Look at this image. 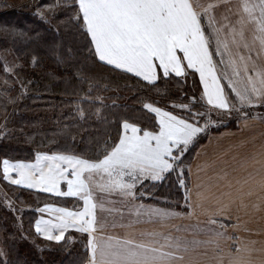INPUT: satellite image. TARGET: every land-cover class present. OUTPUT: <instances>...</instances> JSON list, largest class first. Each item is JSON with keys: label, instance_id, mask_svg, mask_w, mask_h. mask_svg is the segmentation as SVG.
<instances>
[{"label": "snow or ice", "instance_id": "obj_1", "mask_svg": "<svg viewBox=\"0 0 264 264\" xmlns=\"http://www.w3.org/2000/svg\"><path fill=\"white\" fill-rule=\"evenodd\" d=\"M60 13L64 18L58 20L54 29L63 39L51 46L52 53L70 79L88 82L89 92L95 81L85 75L86 65L80 57L84 61L98 58V62L113 66V70L132 73L150 88H156L158 81L173 74L183 78L192 70L199 73L203 92L200 97L193 95L186 104H173L174 108L187 110L189 118L144 103L143 107L159 118L158 130L142 129L124 120L118 142L104 141L94 159L67 153H37L35 163L4 159L3 179L12 185L77 197L83 202L82 209L75 211L45 205L40 212L54 210L59 215L37 220L35 231L47 241L65 245L74 242L65 236L69 229L87 234L86 260L81 264H177L184 260L179 253L200 245L214 244L222 252L220 239L234 241L227 264H246L240 253L251 249L242 248L239 237H229L223 224L221 231L214 232L216 239L206 241L160 231L141 233V238L136 239L106 234L104 229L165 222L184 215L135 203L144 196L138 188L145 180L160 182L175 172L179 185L185 188V206L190 208L191 190L186 186L184 172L187 169L190 173L191 166L183 159L185 153L212 126L224 123V117L235 114L245 125L250 119H264V114L256 111L264 109V0H53L38 7L35 15L51 24V18ZM0 31L28 40L41 39L39 33L29 36L16 29ZM81 37L85 41L82 47ZM32 63L35 65L38 60L33 57ZM17 67L5 61L3 71L15 77ZM222 81H226L230 92L225 91ZM90 99L88 94L79 96L76 111L82 119V102ZM95 99L102 103L101 97ZM198 105L204 110L193 111ZM214 114L216 120L212 119ZM6 133V123L0 124V138ZM62 183H66V191L61 189ZM97 193L121 197V203L128 205V213L135 219L128 224L115 219L109 224L99 219L98 210L118 214L121 220L124 214L114 207L106 208ZM4 203L9 211L22 212L7 195ZM15 219L14 232L0 225V232L8 233L6 240L12 242L6 244L0 238V264H23L11 259L14 242L28 238L23 234L20 216ZM176 231L181 229L176 227ZM36 247L39 249V245ZM217 264H225L224 256Z\"/></svg>", "mask_w": 264, "mask_h": 264}, {"label": "trees", "instance_id": "obj_2", "mask_svg": "<svg viewBox=\"0 0 264 264\" xmlns=\"http://www.w3.org/2000/svg\"><path fill=\"white\" fill-rule=\"evenodd\" d=\"M52 2L53 0H0V29H16L29 36L39 33L41 37L39 40H28L0 31V48L14 51L20 62L13 77L3 71V63L0 61V124L6 123L7 127L6 135L0 138V161H30L37 153H67L94 159L104 141L118 142L123 120L133 119L135 116H139L137 119H144L147 113L141 109L139 99L149 98L169 106L179 105L182 104L181 94L189 99L193 96L190 94L192 84L197 86L201 95L202 85L198 75L191 74L183 78L170 76L158 81L156 88H150L141 78L119 69L113 70V66L98 62V58L84 61L80 57L86 65L85 75L95 81L89 92L88 82L70 79L64 68L57 64L51 50L52 45L63 39L61 33L54 29L58 20L64 18L63 13L51 18V24L35 15L38 7ZM12 18L22 22L14 25L8 22ZM84 43V38L81 37L79 46L82 47ZM33 57L38 60L35 65L32 63ZM4 79L8 84L2 83ZM21 83L24 85L23 90ZM107 92L113 93L114 105L105 103L103 106L101 102L90 105L83 101L85 118H80L76 111L79 96L88 94L93 99L104 98ZM125 94L139 102H133L134 106L124 111V104L120 100ZM181 112L184 114V111ZM14 186L20 190L16 200L23 203L20 214L22 231L28 238L14 242L11 259L22 261L23 264H81V260L78 261L80 255L76 253L77 247L72 243L65 245L64 242L47 241L34 229L38 215L36 209L45 204L62 203V198ZM8 188L10 190V186ZM163 190L166 193L173 192L167 188ZM15 223L14 213L0 202V225L6 226L8 232H14L12 225ZM7 234L0 232L6 244H10L12 242L6 240ZM16 234L20 235L19 232ZM77 234L80 233L71 232L67 237H75ZM85 237L87 238L86 235Z\"/></svg>", "mask_w": 264, "mask_h": 264}, {"label": "rangeland", "instance_id": "obj_3", "mask_svg": "<svg viewBox=\"0 0 264 264\" xmlns=\"http://www.w3.org/2000/svg\"><path fill=\"white\" fill-rule=\"evenodd\" d=\"M8 22L16 25L17 22H22V21H19V19L12 18L9 19ZM0 61L3 63V65L5 61H7L9 66L17 65L18 67H20L19 59L15 54V52L12 50L0 48ZM18 67L16 68V70L18 69ZM191 74L195 76L198 75V73L196 74V72L189 70L186 76ZM172 76L175 75L173 74ZM4 81L5 79L2 80V83H4ZM222 83L225 84V91L230 92V90L227 88L226 81H222ZM201 85L203 92L202 82ZM191 87L192 88L190 94L200 97V93H198L197 86L195 84H192ZM112 95H113L112 92L111 93L107 92L104 98L101 97L102 98L101 104H103V106L105 105V103L114 105V101H113L114 96ZM180 96L183 104H185L184 101L189 102L190 99L187 98V96L182 94ZM120 101L122 102V104H124L123 109L125 111L126 109L129 110V108H132L134 106L133 102L134 104H137L138 100L131 99L125 94V97H123ZM139 101L138 102L139 105L141 104L140 106L141 109L147 113L145 114L144 119H137L139 116L137 117L135 116L133 119H126V120H128L130 123L138 124V126L141 127L142 129H146L149 131H157L159 127V118L156 116L155 113H152L149 110L145 109L143 107L144 103H152L154 104V106L159 107L164 111L171 112L172 114L180 116L181 118H189V113L187 112V110L180 109L178 107L174 108L173 105L169 106L166 103L153 101L149 98L139 99ZM95 103H100V101L96 100L95 98L94 99L91 98L90 100L86 101V104H90V105H95ZM203 110H204L203 107L199 105L193 109V111H203ZM181 111H184V114ZM256 111L261 114H264V109H257ZM185 112L187 113L185 114ZM212 119L213 120L217 119L215 114L213 115ZM253 121L264 124V119H260V118L250 119L248 123H252ZM201 123H203V121H201ZM241 125H245V124L242 121H238L235 117V114H233L232 117H224V123L219 124L218 126H212L208 131V133L206 135H202L201 137H199L198 142L194 143L190 147L189 151L185 153L183 159L186 164L191 166L190 173L188 172L187 169L184 172V179L186 181V186L191 190L190 208H187L185 206V200H184L185 188L179 185L177 174L175 172H172L167 176L165 180L160 182H152L149 180H145L143 185L138 188V192L143 191L144 196L141 199L135 201V203L137 204L142 203L144 205L146 204V206L151 205L152 207L155 208L173 210L176 212L185 213L184 215L174 217L165 222L154 221V222L134 223L131 227H126L125 234L122 233L121 227H117V228L108 227L107 228L108 232L106 234L118 235L121 237L130 236L136 239H140L141 233L160 231L164 233H171L174 236H182L187 238L188 240L196 239V240L206 241L210 239H216V237L214 236V232L221 231L220 225L223 224L225 226L223 230L227 232V235L229 237H239V244L242 246V248L251 249V251L242 250L240 253V257L246 262V264H264V179H262L261 182L258 180L252 181L255 184L253 186L254 192H250L249 184L251 181L246 180V185L243 187V190L247 193H253L252 195L254 197L253 204L252 205L250 204L249 201L250 197H249L247 203H239V205L236 206L238 210L236 212L230 213L227 210H222L221 206H219L218 209H216L214 203H213L214 207H212L211 203L207 202L208 198L213 197L212 193L208 197L207 191L212 188L210 187V185L207 184L210 183L215 184L217 180L216 177H213L208 180L205 179L204 176L210 175V173L203 174L206 168V164L203 163L202 159L198 164V160H199L197 156L198 152L201 147H203L205 144L208 143L211 137L215 136L216 134L218 135L219 133H222L223 131L226 130H232L236 128L238 129L241 127ZM249 133H250L249 134L250 138H257L259 139L258 142L261 141L262 147L258 146L257 149H253L254 154L255 153L258 154V152H261L259 154H263L264 133L261 132L263 138L258 136L259 132L257 131L255 132L251 131ZM255 144L251 148H256ZM245 147L249 148L247 144ZM244 154H248V152L246 151ZM207 155H209V152L207 153ZM210 155H214L213 152H211ZM35 158H33V160H35ZM3 160L0 161V202L2 206L8 210V208L4 203V196L7 195V197L15 203L16 207L21 209L23 207V203L16 200V196L20 193V190L17 189V187H15L14 185H12L9 181L3 179V174H2ZM199 173L201 174L199 177L203 178V181L197 179V175H199ZM8 186H10V190ZM165 188L169 189L170 191L173 190V192L166 193L163 190ZM12 189L14 190L11 191ZM241 189L242 187L239 186V190ZM213 191H216V189ZM198 195L201 198H203L205 204H199ZM99 198H102L101 200H103L105 204H110V205L116 203H109L108 201L117 200V198L113 196L111 197L98 196V199ZM71 201L72 200H70V198H65L64 200H62V203H65L66 205H73ZM148 201H151L152 203H149ZM120 203H121V197H120ZM122 205H125V203H123ZM126 206L127 208L125 210V215H126L125 218L127 220L126 224H128L129 221L134 220L135 217L129 215L128 205L126 204ZM20 214L21 212L14 213V217L16 218V216H20ZM105 214L107 215L108 213L105 211ZM213 219L217 221L215 224L211 223ZM176 227H179L181 231L177 232ZM85 235L87 236V234ZM85 235L83 236L82 233H80L77 234L75 237H72L74 241L72 242V245L77 247L76 253L80 255L78 261L81 260V262L86 260V254H87L85 246L88 241V236L86 238ZM0 238H2V235H0ZM233 243H234L233 240L220 239V248L223 249L222 252L218 251L214 244L200 245L199 247L191 248L186 253H179L180 255L184 256V260L178 261L177 264H217V261L221 256H224L225 264H227L228 254L232 250Z\"/></svg>", "mask_w": 264, "mask_h": 264}, {"label": "crops", "instance_id": "obj_4", "mask_svg": "<svg viewBox=\"0 0 264 264\" xmlns=\"http://www.w3.org/2000/svg\"><path fill=\"white\" fill-rule=\"evenodd\" d=\"M199 75V73H198ZM243 128V129H242ZM262 130V131H261ZM259 132L258 136L262 137V133H264V124L259 123L256 121H253L252 123H248L247 125H241L240 128L232 129V130H226L222 133L216 134L215 136L211 137L207 144H205L203 147L200 148L198 152V164L200 160H203V163L206 164V168L203 172L210 173V175L204 176L205 179H211L213 177H216L217 182L215 184H207L210 185L212 189L208 190V197L213 194V197H210L207 199L208 203H211V206L214 207L213 203L216 206V209H218L219 206H221L222 210H227L230 213L236 212L238 208L236 207L239 205V203H247L248 198L250 201V204H253L254 197L252 196L253 193H247L243 190V187L246 185V180H250V192H254L253 186L255 185L252 181L258 180L261 182L262 179H264V153L259 154L261 152H258V154H254L253 149H257L258 146H261V141L257 138H250L249 132ZM263 138V137H262ZM261 138V139H262ZM256 143V144H255ZM246 144L249 146V148H246ZM256 145V148H251L253 145ZM248 152V154H244L245 152ZM209 152V155L207 153ZM213 152L214 155H210V153ZM51 155L50 153H47ZM9 160V159H8ZM11 162H17L12 161ZM25 163H35V160L30 161H21ZM213 174V175H212ZM15 175V174H13ZM201 174L197 175L198 180H202L203 178L199 177ZM239 186L242 187L241 190H239ZM27 188L25 186H20ZM30 189V188H27ZM61 189L66 191L67 186L66 183L61 184ZM216 191H213L215 190ZM34 191H40L44 192L40 189H31ZM54 196V193H48ZM98 196H105L103 194L97 193ZM215 196V197H214ZM61 197L62 200L65 198H70L72 200L73 205H66L65 203H59V204H45V205H52L53 209L56 208H67L69 210L75 211L78 209H82L83 202L79 200L77 197ZM107 197V196H106ZM113 197L117 198L116 201H114L116 204L110 205L105 204L106 208H116L119 209L121 212H123V219L121 220L120 216L118 214H105V212H101L98 210L97 215L98 218L102 221H107L109 224L112 223V221L115 219L119 223H127V220L125 218V210L127 208L126 204L122 205L120 203V197L113 195ZM102 198H99L98 200H101ZM199 204H205V201L203 198H201L198 195ZM45 205L39 207L36 209L38 212L37 219L34 222V229H35V223L37 220L43 218L44 220L49 219H55L59 213L55 212L54 210H48L44 211L43 213L39 211V209H42L45 207ZM146 205V204H145ZM151 206V205H147ZM230 218V217H229ZM108 228V227H107ZM107 228L104 229V232L107 233ZM71 232H77L75 229H69L68 232L65 233V236L69 235ZM79 233V232H78ZM122 233H126V227L125 229L122 228ZM39 236H41L43 239L44 236L37 233ZM46 240V239H45ZM55 242V241H51Z\"/></svg>", "mask_w": 264, "mask_h": 264}]
</instances>
